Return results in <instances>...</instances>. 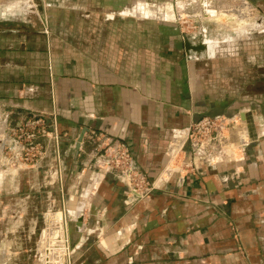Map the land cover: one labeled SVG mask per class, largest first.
<instances>
[{
    "label": "crops",
    "instance_id": "0c3cea01",
    "mask_svg": "<svg viewBox=\"0 0 264 264\" xmlns=\"http://www.w3.org/2000/svg\"><path fill=\"white\" fill-rule=\"evenodd\" d=\"M123 6L88 8L86 23L50 34L10 30L0 46V114L6 123L54 116L58 134L56 142L44 138L39 168L24 171L39 182H26L24 204L33 191L46 202L52 195L75 202L68 211L70 221H81L72 236L76 264H264V101L233 104L226 97L234 79L229 87L221 80V89L205 79L197 89L192 78L201 59L234 58V38L216 41L213 50H187L170 22L127 20ZM145 6L136 0L133 14L143 17ZM214 94L224 99H206ZM202 116L230 120L233 128L235 121L244 144L235 147L231 130L224 162L196 160L195 170L181 169L190 160L185 148L164 174L169 146L172 154L180 145L172 143L174 132ZM98 137L123 143L157 188L130 204L126 186L94 164Z\"/></svg>",
    "mask_w": 264,
    "mask_h": 264
},
{
    "label": "rangeland",
    "instance_id": "374dc122",
    "mask_svg": "<svg viewBox=\"0 0 264 264\" xmlns=\"http://www.w3.org/2000/svg\"><path fill=\"white\" fill-rule=\"evenodd\" d=\"M135 1L0 0V46L6 43V35L10 30H18L27 35L32 32L50 34L51 30L57 32L62 25L69 29L71 25L86 23L88 8L115 9L119 5L131 8ZM141 1L150 5L143 8L142 16L158 19L159 22H170L177 31L176 39H187L196 43L205 37L214 41H221L226 37L234 38V58H218L212 62H202L201 59L200 63L192 66V78L197 89L205 79L211 80L210 87L215 89H221V80L226 83L229 79H234V83H231L234 85V93L226 97L232 99L233 104L246 103V100L249 102L257 100L261 103L264 101V33L257 32V30L264 31V21H262L264 0ZM164 11L167 14H164ZM143 17H129L127 20L144 19ZM238 17L242 20H238ZM247 23L249 26H246ZM256 23L261 26L256 28ZM198 30L200 35L197 34ZM202 31H205V34ZM238 31L246 33L242 34ZM192 34H195V37ZM240 39L241 42L237 43L236 40ZM226 46L223 48H227ZM249 55L257 57L247 58ZM204 63L208 64L207 72L203 67ZM229 86L230 80L225 87ZM248 93L250 98H246ZM211 97L213 98L206 99L214 103L221 102V98L224 99L223 96L216 94ZM6 116L7 114H0V128L3 127L0 129V256L2 255L0 258L3 259L0 264H44L45 238L47 239V233L53 227L56 218L62 232L59 229L57 235L47 245V247L58 246L47 258L54 264L57 259L54 253H59L61 258L59 264H76L78 258L72 252V240L68 239L66 231V224L72 219L73 214L68 209L75 210L76 208L72 207L75 202L69 203L70 198L65 196L59 200L54 195L46 202L44 193L37 191L34 193L31 189L33 192L26 200V205L24 204L23 200L27 195L23 194L26 182L29 180V185L35 188L39 186L38 178L29 176L28 173L24 174V171L39 168L42 160L24 162L23 158L13 157L15 154L13 147L16 146L12 141L15 140L13 129L25 117L16 123L11 120L6 123ZM1 122H4L5 128ZM38 141L45 146L44 139ZM173 164L175 161L169 162L168 167L172 168ZM81 194L82 191L79 196Z\"/></svg>",
    "mask_w": 264,
    "mask_h": 264
},
{
    "label": "built area",
    "instance_id": "2783aa9c",
    "mask_svg": "<svg viewBox=\"0 0 264 264\" xmlns=\"http://www.w3.org/2000/svg\"><path fill=\"white\" fill-rule=\"evenodd\" d=\"M135 7L120 12L122 17H136L133 14ZM144 18V17H143ZM201 31V30H200ZM205 31H202V33ZM196 34V33H195ZM195 34L192 36L195 37ZM197 34L200 35L198 30ZM196 34V35H197ZM207 41V38H201ZM233 122L221 117L202 116L197 121L192 122L187 128L174 132L172 143L180 140V147L177 154L186 152L190 157L189 161L182 160L179 168L189 171L195 170L196 160H202L209 165H218L224 162L230 155L228 149L231 144L230 133L234 131L238 144L235 146L241 148L244 140L238 133V128H234ZM15 140H12L15 147L14 158H23L24 162L32 160H43L46 154V148L39 139L51 138L56 142L58 134L56 131V122L54 116L45 114H32L25 118L21 123L16 124L13 129ZM98 150L95 158V166L99 170L110 171L127 188V200L130 204L147 197L157 188L156 182H151L142 172H140L127 149L118 139L108 137H98ZM170 148H168V159L171 161ZM176 154V155H177ZM168 162V163H169ZM173 171V168L171 169Z\"/></svg>",
    "mask_w": 264,
    "mask_h": 264
},
{
    "label": "bare ground",
    "instance_id": "6f19581e",
    "mask_svg": "<svg viewBox=\"0 0 264 264\" xmlns=\"http://www.w3.org/2000/svg\"><path fill=\"white\" fill-rule=\"evenodd\" d=\"M241 18V17H240ZM239 17H238V20H242V19H240ZM158 20V19H157ZM246 26H249L248 25V23L246 24ZM1 128H3V127H1ZM0 128V129H1ZM3 130V129H2ZM3 135V134H2ZM179 143H181V141H179ZM179 147H180V145L178 146V148H177V150H175V153H170V155H171V161L170 162H172V160H173V157L178 153V151H179ZM171 167H167V169L165 170V172H164V174H168V173H170L171 172ZM79 213V212H78ZM54 215H56V214H54ZM54 215H52V216H54ZM51 219V218H50ZM53 227H51L50 228V230L48 231V233H47V235L48 236H46L47 237V239L45 238V245H44V248H43V253H44V264H53V263H50L49 262V260H48V258L47 257H49V255L51 254H53V251L55 250L54 248H57L58 246H54V245H51V246H53V247H47V245L49 244V242L53 239V237L55 236V235H57V233H58V230L60 229L61 230V232H62V229H61V226L59 225V223H58V218H56V221L54 222V224L52 225ZM63 238V237H62ZM54 254H56L57 255V259H56V263H54V264H59L60 262V256H59V253H54Z\"/></svg>",
    "mask_w": 264,
    "mask_h": 264
},
{
    "label": "flooded vegetation",
    "instance_id": "af4514ba",
    "mask_svg": "<svg viewBox=\"0 0 264 264\" xmlns=\"http://www.w3.org/2000/svg\"><path fill=\"white\" fill-rule=\"evenodd\" d=\"M263 28H264V26H263ZM257 31H259V30H257ZM243 33H246V32L243 31L242 34ZM216 43H217L216 41L211 40V39H207V41L206 40L204 41L203 39H200L199 41H197L196 44H193L191 41L186 40V42L183 45H184V47H186V46L193 47L196 52H199L200 50L205 51V48H207L209 50H213L214 49V46H215L214 44H216ZM188 49H191V48H188Z\"/></svg>",
    "mask_w": 264,
    "mask_h": 264
},
{
    "label": "water",
    "instance_id": "95a60500",
    "mask_svg": "<svg viewBox=\"0 0 264 264\" xmlns=\"http://www.w3.org/2000/svg\"><path fill=\"white\" fill-rule=\"evenodd\" d=\"M186 48H191L194 49L193 47L186 46ZM76 227H81V221L76 220V221H68L66 224V231H67V237L69 240H72V236L74 234L75 228Z\"/></svg>",
    "mask_w": 264,
    "mask_h": 264
}]
</instances>
